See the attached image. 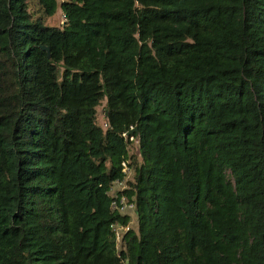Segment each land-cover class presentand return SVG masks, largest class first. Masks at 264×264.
Segmentation results:
<instances>
[{"label": "trees", "instance_id": "trees-1", "mask_svg": "<svg viewBox=\"0 0 264 264\" xmlns=\"http://www.w3.org/2000/svg\"><path fill=\"white\" fill-rule=\"evenodd\" d=\"M0 264H264V0H0Z\"/></svg>", "mask_w": 264, "mask_h": 264}, {"label": "built area", "instance_id": "built-area-1", "mask_svg": "<svg viewBox=\"0 0 264 264\" xmlns=\"http://www.w3.org/2000/svg\"><path fill=\"white\" fill-rule=\"evenodd\" d=\"M63 1V0H58ZM60 24L63 22L65 16L61 12L60 13ZM123 164V170L126 173V164L122 162ZM124 178L122 180L115 179L112 184L108 188V193L111 195V201H110V207L114 210H117L118 212H121L123 214H130L134 210V202L132 199H128L124 194L121 192H116L117 190H121L124 188ZM110 228L113 231L115 241L118 242L120 239L122 233L128 228L127 224L119 223V222H111Z\"/></svg>", "mask_w": 264, "mask_h": 264}, {"label": "rangeland", "instance_id": "rangeland-1", "mask_svg": "<svg viewBox=\"0 0 264 264\" xmlns=\"http://www.w3.org/2000/svg\"><path fill=\"white\" fill-rule=\"evenodd\" d=\"M31 7H34L33 5H31ZM60 13L61 10L59 9V7H56L55 11L50 14L49 16H47L44 20V22L46 24H51V25H57L60 26ZM104 104V100H101L99 102V104L96 105V116H97V123H102V116H101V110ZM128 154H132L131 157L129 158V161L132 162L131 165H135L134 162L136 164H138L141 160L140 155L137 151V147H136V143L132 142L129 145V150H128ZM127 169H126V173H125V177H129V179L131 178V172H130V167L129 165H126ZM129 172V173H128ZM127 225H129L130 228L135 229L136 227V217L134 213H130L128 215V222Z\"/></svg>", "mask_w": 264, "mask_h": 264}, {"label": "water", "instance_id": "water-1", "mask_svg": "<svg viewBox=\"0 0 264 264\" xmlns=\"http://www.w3.org/2000/svg\"><path fill=\"white\" fill-rule=\"evenodd\" d=\"M40 48L43 49V50H45V55H46V56L49 55L48 47H47L46 45L40 44ZM132 131H136V127H135V126L129 128V129L126 131V134H131Z\"/></svg>", "mask_w": 264, "mask_h": 264}]
</instances>
